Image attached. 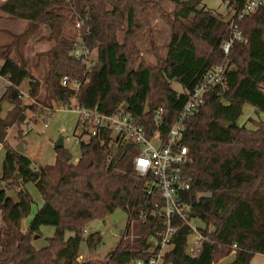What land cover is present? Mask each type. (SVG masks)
Listing matches in <instances>:
<instances>
[{
	"label": "trees",
	"instance_id": "obj_1",
	"mask_svg": "<svg viewBox=\"0 0 264 264\" xmlns=\"http://www.w3.org/2000/svg\"><path fill=\"white\" fill-rule=\"evenodd\" d=\"M166 1L174 5L171 36L166 56L156 55L154 66L143 59L137 43L149 28L150 0H7L0 4L1 15L27 23L26 36L44 28L46 39L53 43L44 53L47 73L42 84L27 72L22 56L11 59L10 48L0 50V78L7 81L0 98L4 153L0 264H96L79 262L83 232L89 223L117 210L127 216L126 239L103 264L147 259L148 240L162 231L160 219L143 221L153 201L147 200L144 182L132 168L136 147L117 143L108 131L96 137L81 133L77 163L64 146L54 147V164L33 169L30 159L6 142L11 128L22 140L26 134L21 127L37 122L38 118L26 122V112L37 113L35 105L70 107L73 102L100 114L123 112L149 138L156 132L163 141L187 94L206 72L223 64L228 68L227 91L216 88L206 94L204 104L183 124L178 144L188 152L182 176L189 189L182 202L205 225V242L197 257H189L190 231L175 220L178 231L164 264H219L230 256L234 257L231 264H251L255 255L264 256V123L253 122L255 130L235 124L245 105L264 113V6L238 23L243 42L232 46L225 57L222 45L231 35L229 23L199 10L200 1ZM223 1L235 17L246 0ZM69 24L80 25L78 38L66 33ZM77 42L96 55L88 71L72 57ZM63 78L81 84L77 94L61 87ZM25 81L27 96L35 105L24 104L20 87ZM41 90L44 97L39 99ZM4 104L10 109L2 117ZM48 109L50 115L44 120L54 112L53 107ZM28 183L38 191L42 207L23 229L33 203L24 188ZM11 190L15 200L8 195ZM41 227L55 232L48 246L37 250L32 241L40 236ZM66 233L72 237L66 240ZM101 244L99 233L86 238L89 252Z\"/></svg>",
	"mask_w": 264,
	"mask_h": 264
},
{
	"label": "rangeland",
	"instance_id": "obj_2",
	"mask_svg": "<svg viewBox=\"0 0 264 264\" xmlns=\"http://www.w3.org/2000/svg\"><path fill=\"white\" fill-rule=\"evenodd\" d=\"M152 3L149 8V28L147 33L138 40V47L141 51V56L146 62L154 66L156 64V57L164 58L167 54V48L171 36L170 19L174 11V5L166 0H150ZM194 1V0H182ZM200 1L198 9L205 10L221 22L228 23L233 18V11L227 8V4L223 0H197ZM11 24L0 22V50L10 48L9 55L15 57L16 54L22 56L27 64V69L33 77L42 84L43 79L47 73V60L44 56L52 46L47 38L46 29L41 28L35 33L26 36L25 31L19 25V20L10 19L4 15ZM72 22V21H71ZM70 22V24H71ZM67 27V31L72 32L78 38L80 30ZM185 24H187L185 22ZM21 34H16L20 33ZM15 33V35L11 34ZM121 35L119 38L121 39ZM13 53V54H12ZM157 55V56H156ZM95 53H92V58L95 59ZM7 85L5 81L0 78V98L5 92ZM172 88L179 91L176 84H172ZM27 82L22 85V94H26ZM44 97V91L39 93V99ZM34 101V100H33ZM32 101V102H33ZM36 101V100H35ZM27 102L25 100L24 104ZM37 113L32 114L30 111L26 112V122H31L34 118H38L37 122L30 126V131L27 132V127H21L23 132H27L25 137L20 140L17 137V129L11 128L7 132L6 142L13 149H16L21 142L23 144L24 155L31 161L33 169L39 167L51 166L55 162L54 147L59 138H63V146L67 149L74 159L79 157V146L75 144V137L79 132L75 129L77 116L69 111H62V106L48 103L46 106L53 107L54 112L50 118H46L49 114L46 107L35 105ZM41 108V109H40ZM10 109L7 104L3 105L2 117ZM34 119V120H35ZM254 123H264V113L258 112L249 105L243 107L242 115L236 121L237 127H245L248 130H255ZM46 125V128H44ZM20 129V128H19ZM66 139H69L67 141ZM4 154H0V173L2 168ZM19 179H17L18 181ZM25 190L32 199V206L29 216L23 221V229L29 224L36 212L42 207V198L32 183L25 185ZM3 189V184L0 182V190ZM8 195L15 198V194L11 190ZM1 215V214H0ZM1 219V217H0ZM127 230V216L124 212L117 210L113 214L107 216L103 220H95L85 227V232L82 235V241L79 249V262H94L96 264H103L107 261L109 255L115 251L120 245L121 239L126 234ZM55 229L52 227H41L40 236L33 237L32 245L35 249L40 250L48 246V240L54 235ZM99 233L102 238V244L93 252H89L86 245V238L90 235ZM72 237V234L66 233L65 239ZM154 243V242H153ZM155 244V243H154ZM234 257L230 256L219 264H231ZM251 264H264V256L255 255Z\"/></svg>",
	"mask_w": 264,
	"mask_h": 264
},
{
	"label": "built area",
	"instance_id": "obj_3",
	"mask_svg": "<svg viewBox=\"0 0 264 264\" xmlns=\"http://www.w3.org/2000/svg\"><path fill=\"white\" fill-rule=\"evenodd\" d=\"M262 6H264V0H246L242 10L230 19L228 31L231 35L222 45L225 57L228 56L232 46L243 42L241 33L238 31V23L255 14ZM77 27L80 28V25ZM71 54L74 59L84 65L87 71L95 64L92 53L81 42L73 45ZM227 72V65L223 64L203 75L198 85L187 94L178 117L163 141L159 139L156 132L149 138L144 128L123 112L112 115L100 114L96 110L89 111L81 108L75 102L70 107L62 106V111H69L77 116L76 130L79 134L77 137L74 136L77 146L81 143V133L96 137L101 132L108 131L117 143L131 144L138 149V155L133 160L132 168L144 182L147 200L153 201L148 214L142 216L143 221L160 219L162 231L157 234V237H150L148 240L149 257L135 260L131 264H164V256L173 248V239L178 231L175 220L184 223L190 231L186 250L188 256L195 258L200 253L205 242L202 231L206 228L201 220L192 217L191 207L182 202V195L189 189L188 183L182 176V167L188 161V152L186 148L178 144L183 124L196 109L204 104L206 94L216 88L222 92L227 91L225 79ZM60 85L76 94L81 86L67 78H63ZM22 95L23 101L27 100L25 104L35 105L28 98L27 93ZM162 114L161 109L156 114L158 123ZM30 126H27V132L31 130ZM66 140L69 141V139ZM77 162L78 158L73 159V163ZM125 239L123 237L121 241Z\"/></svg>",
	"mask_w": 264,
	"mask_h": 264
},
{
	"label": "crops",
	"instance_id": "obj_4",
	"mask_svg": "<svg viewBox=\"0 0 264 264\" xmlns=\"http://www.w3.org/2000/svg\"><path fill=\"white\" fill-rule=\"evenodd\" d=\"M7 0H0V4H3V3H5ZM20 21V23H19V25H21V29L22 30H24L25 28H26V26H27V23L25 22V21H22V20H19ZM0 22H4V23H8V24H11L12 22H14V21H10V20H8V19H5V17H1L0 16ZM22 30L20 31V33H16V34H21V32H22ZM11 34H13V35H15V33H12L11 32ZM13 54V53H12ZM17 55V54H16ZM15 55V56H16ZM9 57L11 58V59H15V57H13V55H9ZM27 72L31 75V76H33L30 72H29V70L27 69ZM2 79V78H1ZM4 81H5V84L7 85V81L5 80V79H3ZM27 82V90H26V92L28 91V81H26ZM23 84H25V82H23L22 83V85ZM22 85H21V87H22ZM21 87H20V91H21ZM6 90V89H5ZM22 92V91H21ZM0 154H4L3 153V151H2V147H1V145H0Z\"/></svg>",
	"mask_w": 264,
	"mask_h": 264
},
{
	"label": "water",
	"instance_id": "obj_5",
	"mask_svg": "<svg viewBox=\"0 0 264 264\" xmlns=\"http://www.w3.org/2000/svg\"><path fill=\"white\" fill-rule=\"evenodd\" d=\"M55 148H63V138H59L58 141L55 144ZM16 152L23 155L24 154V149H23V144L20 142L18 147L16 148ZM19 179V177H17Z\"/></svg>",
	"mask_w": 264,
	"mask_h": 264
}]
</instances>
